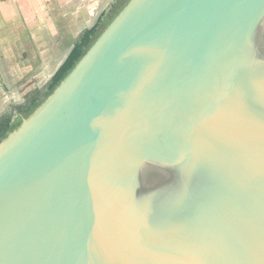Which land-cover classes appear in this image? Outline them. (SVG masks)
Wrapping results in <instances>:
<instances>
[{"label": "water", "instance_id": "obj_1", "mask_svg": "<svg viewBox=\"0 0 264 264\" xmlns=\"http://www.w3.org/2000/svg\"><path fill=\"white\" fill-rule=\"evenodd\" d=\"M0 264H264V0H127L0 141Z\"/></svg>", "mask_w": 264, "mask_h": 264}, {"label": "crops", "instance_id": "obj_2", "mask_svg": "<svg viewBox=\"0 0 264 264\" xmlns=\"http://www.w3.org/2000/svg\"><path fill=\"white\" fill-rule=\"evenodd\" d=\"M111 0H0V115L43 86Z\"/></svg>", "mask_w": 264, "mask_h": 264}, {"label": "trees", "instance_id": "obj_3", "mask_svg": "<svg viewBox=\"0 0 264 264\" xmlns=\"http://www.w3.org/2000/svg\"><path fill=\"white\" fill-rule=\"evenodd\" d=\"M126 1L111 0L101 11L92 27L82 30L74 39L73 49L54 76L43 86L29 91L24 96L22 103L10 104L5 108L3 114L0 116V141L8 133L16 129L20 125L21 119L28 117L54 91Z\"/></svg>", "mask_w": 264, "mask_h": 264}, {"label": "rangeland", "instance_id": "obj_4", "mask_svg": "<svg viewBox=\"0 0 264 264\" xmlns=\"http://www.w3.org/2000/svg\"><path fill=\"white\" fill-rule=\"evenodd\" d=\"M22 103V102H21ZM1 116V115H0Z\"/></svg>", "mask_w": 264, "mask_h": 264}]
</instances>
